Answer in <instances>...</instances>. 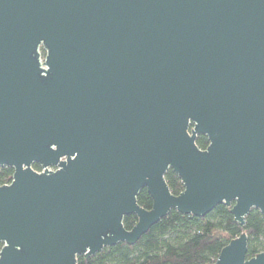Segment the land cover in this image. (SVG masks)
I'll return each instance as SVG.
<instances>
[{
    "label": "water",
    "instance_id": "1",
    "mask_svg": "<svg viewBox=\"0 0 264 264\" xmlns=\"http://www.w3.org/2000/svg\"><path fill=\"white\" fill-rule=\"evenodd\" d=\"M0 167V264H77L173 209L264 215V0H0Z\"/></svg>",
    "mask_w": 264,
    "mask_h": 264
},
{
    "label": "trees",
    "instance_id": "2",
    "mask_svg": "<svg viewBox=\"0 0 264 264\" xmlns=\"http://www.w3.org/2000/svg\"><path fill=\"white\" fill-rule=\"evenodd\" d=\"M44 55L41 49V56ZM195 143L202 150L209 144L205 135H198ZM32 168L40 170L37 164ZM12 174V168L0 167V186L10 183ZM165 180L172 194L183 190L180 178L171 169L166 172ZM136 198L141 207L151 208L152 200L146 189L140 190ZM135 223V215L123 218L128 230ZM243 232L247 235L246 258L264 251V215L257 209L247 214L244 225L234 220L230 208L224 204L217 205L203 217L181 214L173 209L134 245L119 242L93 256H78L77 264H212L222 248Z\"/></svg>",
    "mask_w": 264,
    "mask_h": 264
},
{
    "label": "flooded vegetation",
    "instance_id": "3",
    "mask_svg": "<svg viewBox=\"0 0 264 264\" xmlns=\"http://www.w3.org/2000/svg\"><path fill=\"white\" fill-rule=\"evenodd\" d=\"M34 165L36 166V163L32 164V167H33ZM37 165H38V164H37ZM38 166H39V165H38Z\"/></svg>",
    "mask_w": 264,
    "mask_h": 264
},
{
    "label": "built area",
    "instance_id": "4",
    "mask_svg": "<svg viewBox=\"0 0 264 264\" xmlns=\"http://www.w3.org/2000/svg\"><path fill=\"white\" fill-rule=\"evenodd\" d=\"M52 169V168H51ZM42 171V169H40L38 172ZM2 247V246H1ZM1 249V248H0Z\"/></svg>",
    "mask_w": 264,
    "mask_h": 264
},
{
    "label": "rangeland",
    "instance_id": "5",
    "mask_svg": "<svg viewBox=\"0 0 264 264\" xmlns=\"http://www.w3.org/2000/svg\"><path fill=\"white\" fill-rule=\"evenodd\" d=\"M41 58H43V57L41 56Z\"/></svg>",
    "mask_w": 264,
    "mask_h": 264
}]
</instances>
